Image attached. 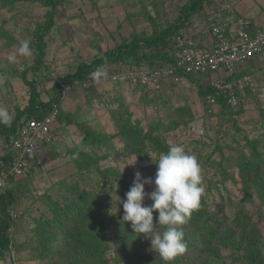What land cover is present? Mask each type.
Segmentation results:
<instances>
[{
	"label": "trees",
	"instance_id": "16d2710c",
	"mask_svg": "<svg viewBox=\"0 0 264 264\" xmlns=\"http://www.w3.org/2000/svg\"><path fill=\"white\" fill-rule=\"evenodd\" d=\"M24 1L26 0H0V9L11 12L18 3ZM212 2L213 0H189L183 7L180 18L175 23L169 24L165 29H160V23L157 22L161 13L157 10L158 3L155 5L158 16H154L151 11H146V18L151 22L152 32L148 33L146 29L136 30L137 33H130L128 37H124L122 42L114 49L104 53L100 51L91 62H82L75 72L57 78L55 85L52 87L51 97L44 100L37 91L36 83L28 80L27 75L31 71L38 74L40 67L43 66L48 52L49 41L47 39H51L49 36L56 24L57 8L64 4V0L42 1V6L48 8V11L32 36V43L36 46L34 65L22 72L14 64L6 62L4 65V63H1L4 61H0L1 77L8 75L9 81H11L15 76L23 75L24 82L30 87L28 104L22 107L18 106L14 117L7 124H0V135L10 140L18 135L21 125L34 119H44L54 110L55 106H58L59 114L55 128L52 131L54 138L42 140L36 154H34L39 159L40 165H48L59 156L58 154L63 145H61L62 143L58 144L57 139L64 137L68 144L65 143L66 145L63 147L64 150L66 149V153L81 157L80 160H75L78 174L89 171L90 176L98 175L95 178L96 180L98 178L102 179L96 181V186L93 189L85 188L77 182L69 183L68 180L63 179L64 181L52 184L43 194L35 195L29 204L22 202L24 197H29L28 194L26 192L19 193L15 186L1 190L0 260L6 263L9 259H12L13 263L16 264L15 255L16 253L19 254L24 248L26 260L28 262H38L39 264H164L159 256L151 251L150 241L133 232L130 222L124 224V222H121L122 217L109 215L106 203L112 199V196L106 194L105 191L108 188L114 189V181L107 179L105 172L98 169L97 161L93 159L91 154L87 153L86 147L91 150L101 149L102 147L113 150L112 139L117 137L124 140L125 151L133 152L139 159L151 153L156 155L166 153L170 145L167 144L164 134L175 131L183 125L186 126L194 119L187 102L182 99L180 101L183 102L182 105L172 104L170 98L165 99L162 95V91L166 88L150 90L140 85L132 86L134 90L142 89L155 95V98L151 100L148 97L149 94H146L143 98L149 105L162 104L166 107L167 117L169 118L168 124L164 126L161 121H154L153 119V122L145 126L141 120L133 118L132 112L126 107L125 100L122 96H118L115 101L117 100L120 103L122 110L126 109L127 111H125V115L114 117L119 128L118 134L106 136L93 131L82 120L84 109L81 105H77L74 113H68L64 110L66 96L63 90L66 86H69L71 93L75 96L74 101L80 100L81 95L77 90L81 88L76 86L75 83H83L93 78V84L90 88L82 89L90 91L93 96H99L101 93L97 90L98 83L101 84L107 81H103V77L97 80L92 76V73L97 69L108 75L119 71L122 67L139 68L148 66L150 68H162L175 65L178 38L183 37L185 40L191 39L195 42V35L190 31V28L197 24L196 22L199 20L197 14L202 13L201 17L207 18L208 14L205 6ZM132 17L130 13L127 15L128 20H132ZM76 18L74 16L70 20ZM207 27L211 36L209 24ZM15 40L12 34L9 35L6 46L12 47L19 44ZM252 67H255V59L251 60L246 67L225 77L226 83H237L238 85L235 90V96L238 98L236 105L229 103L230 95L228 96V92L217 91L212 86L213 73H195L186 76L182 74V76L184 82L197 86L201 100L206 103L205 112L208 115L214 116L219 111L214 113L217 108L214 109L208 105V97L213 95L219 109H221L219 114L228 115L230 122L237 128L244 111H246L247 104L243 101L248 100L251 102L253 98L258 97L260 94L258 84L254 78L255 70ZM247 75L252 76L253 83L256 86L255 91L251 84H243L241 87L242 80ZM7 96H10L8 91L5 97ZM7 110L11 115L12 111ZM261 115L263 116L262 126L264 128V111L261 112ZM234 116H237V118ZM70 127H74L78 134L83 136L77 144H73L74 137ZM244 140V147L239 151L236 160L243 185L242 192L245 194L244 201L235 206L236 212L234 217L231 218L227 213L230 199H227L225 193L220 192L222 189H219L217 185L203 179L204 187L205 184L207 186L201 199V206L193 212L190 221L182 226L187 251L178 256L172 264H227L225 251L231 252L233 262L264 264V226H261L259 220L255 219L254 213L247 209L249 202L257 205L256 200H259L261 204L257 209L260 220L264 222L262 213V206H264V151H262L264 140L261 141L260 138L251 139L248 136H245ZM219 150L222 156L219 168L223 175L221 182L223 184L230 181L235 182L234 174L227 173V170L230 169L229 166L225 165L227 157H225L222 149ZM9 158L11 159L10 154L6 157H0V159L6 161H9ZM107 158H109V154L103 157V159ZM205 167L206 165H204ZM34 176L35 171L32 169L29 174L22 178L11 179L10 185L18 183L21 179L32 180ZM117 179L123 197L126 199L125 194L129 191L127 184L120 177H117ZM103 182L106 187L102 185ZM58 187L61 188V191L60 195L56 197L49 190ZM218 197H221V201ZM229 197L231 198V195ZM39 201L46 206L50 215L44 219L29 217L35 225L30 231L35 240L29 242L25 235L14 237L13 231L17 224L27 217L35 203ZM144 206H151V204L144 203ZM12 211L19 214L15 220L11 218ZM157 217L158 212H154V224ZM161 231H163V228H161ZM29 244L33 245L30 249L27 247ZM20 261L25 260L20 257Z\"/></svg>",
	"mask_w": 264,
	"mask_h": 264
},
{
	"label": "rangeland",
	"instance_id": "374dc122",
	"mask_svg": "<svg viewBox=\"0 0 264 264\" xmlns=\"http://www.w3.org/2000/svg\"><path fill=\"white\" fill-rule=\"evenodd\" d=\"M42 1L26 0L18 3L11 12L0 9V61H4L1 62L4 65L9 62L8 57L12 55L16 59L11 63L22 72L34 65L36 46L32 43V36L48 11V8L42 6ZM188 2L189 0H64V4L57 8L56 24L49 36L51 39H47L49 41L48 52L43 66L40 67L38 74H34V71L28 72V80L35 82L40 97L48 100L51 97L52 87L55 85L57 78L75 72L82 62H91L100 51L104 53L114 49L122 42L124 37H128L130 33H137L136 30L146 29L148 33L152 32L151 22L146 18V11H151L154 16H158V12L161 11L160 20L157 19V22L161 24H159L160 29H165L169 24L175 23L180 18L182 9ZM231 2L233 3L232 0ZM158 3L157 12L155 5ZM129 13L133 16L132 20L127 19ZM74 16L77 18L70 20ZM201 16L202 13L197 14L199 20L196 23L198 25H194L190 31L195 35V44L198 47L207 48L208 46L205 43L203 45L200 43V37L197 35L203 33V29L208 25L207 18ZM128 18L130 19V17ZM11 34L19 44L7 47L8 36ZM25 40L29 41L32 49L30 56L19 53V45ZM252 69L255 70L254 78L258 84L260 94L249 102L237 128L230 122L228 115L219 114L221 109L217 108L214 113L219 110L218 114L214 116L205 112L206 103L201 100L197 86L184 82V84L178 86L166 87L162 91L164 98H170L171 103L176 106L182 105L183 102L180 101L183 99L194 115L193 121L186 126L183 125L175 131L164 134L167 144L170 147L181 145L186 152L197 157L202 168L203 179L217 185L219 189H222L220 192L225 193L227 199H230L227 213L231 218L234 217L236 212L235 206L245 199V194L242 192V180L236 164L239 151L242 150L245 144L244 137L264 140L263 116L261 115V112L264 111V54L255 58V67H252ZM23 78V75H17L9 81L8 75L5 77L0 76V90L2 91H0V97H5L7 91L10 95L5 97L6 102L2 97L0 106L12 111L11 118L14 117L18 106H25L29 101L30 87L26 85ZM80 88L77 92L81 95V99L74 101L75 96L72 93L66 95L64 110L68 113H74L77 105H81L84 109L82 120L93 131L100 132L102 135L113 136L119 132L114 117L125 115L127 110H122L120 103L117 100L115 101L118 96H122L125 100L126 107L132 112L133 118L141 120L145 126L153 122V119L154 121H161L164 126L168 124L169 118L167 117L166 107L162 104L149 105L143 98L149 93L142 89L134 90L129 83L123 85L112 82L98 83L97 90L101 93L99 96H93L90 91ZM148 97L151 100L155 98V95L150 93ZM70 129L74 137L73 144L79 143L83 136L79 135L74 127H70ZM11 141L12 139H10V144ZM57 142L58 144L62 143L63 147L67 144L64 137L58 138ZM124 143L122 138L115 137L112 139L113 150L105 147L91 150L86 147L87 153L91 154L93 159L97 161L98 169L105 172L107 179L114 181L113 187L115 188L118 185L115 189L116 193L111 188L105 191L106 194L112 196V199L106 203L107 211L110 216L114 215L115 217H123V205L122 203L117 204L119 198L121 201L125 200L117 177H120L127 184V189L130 190L136 172H140L144 179L152 178L154 180L157 171V166L153 161L158 158V155L151 153L139 159L133 152L125 151ZM63 147H61L59 156L51 162L54 163H48L50 172H45L41 176L37 175L32 180L25 181L23 187L25 190L21 188L29 197H24L22 201L24 204H29L35 195L43 194L54 183L68 180L69 183L77 182L85 188L93 189L96 186V181L102 179L98 178L96 180L95 178L98 175L90 176L89 171L78 174L75 160H80L81 157L67 154L66 149L64 150ZM219 149H222L225 157H227L225 165L230 167L227 173L234 174L235 182L230 181L224 184L221 182L223 175L219 168L222 156ZM262 151H264V148H262ZM108 154L109 158L103 159ZM204 165H206L205 168ZM102 185L104 186L105 183L103 182ZM206 186L207 184H205ZM49 191L58 197L61 188L58 187ZM152 191H154V185H145L146 194H150ZM218 199L221 201V197H218ZM143 203L152 204L153 202L146 197ZM256 203L257 205H253L249 202L247 209L252 211L255 219L259 220L261 226H264L257 209L261 203H259V200H256ZM116 205L119 208L118 213ZM111 208L113 215L110 214ZM31 210L13 231L14 237L25 235L29 242L35 240L30 232L35 225L29 217L44 219L50 215L41 201L35 203ZM262 213L264 215V206H262ZM32 246L29 244L27 247L30 249ZM27 247L25 248L27 249ZM27 251L29 250L27 249ZM225 253L227 264H248L233 262L231 252L225 251ZM25 255L24 248L19 254L16 253L17 264H39L38 262H28ZM20 257L25 261H20Z\"/></svg>",
	"mask_w": 264,
	"mask_h": 264
},
{
	"label": "built area",
	"instance_id": "2783aa9c",
	"mask_svg": "<svg viewBox=\"0 0 264 264\" xmlns=\"http://www.w3.org/2000/svg\"><path fill=\"white\" fill-rule=\"evenodd\" d=\"M205 8L211 29L210 46L198 47L193 40L179 37L175 65L162 68L119 67V71L106 75L102 78L103 81L117 84L129 83L132 86L140 85L150 90H162L169 86L183 84L182 74L186 76L195 73H213L212 86L217 91L228 92L229 103L236 105L238 98L235 96V90L238 85L226 83L225 77L246 67L251 60L264 54V26H256L251 20L239 15L231 0H213ZM92 84L93 78L83 83H75L79 88L85 89L90 88ZM243 84H251L254 91L256 90L250 75L243 78L241 87ZM63 92L65 96L69 95L71 88L66 86ZM243 102L248 106V100ZM208 105L219 109L213 95L208 97ZM58 114V106H55L44 119H34L21 125L18 135L12 138L8 150L11 159L9 158V161L0 159V189L9 187L11 179L22 178L32 171L33 164L30 157L36 154L42 140L54 138L52 131ZM234 117L237 118V116ZM18 216L17 212H11L13 220Z\"/></svg>",
	"mask_w": 264,
	"mask_h": 264
},
{
	"label": "clouds",
	"instance_id": "9594fccd",
	"mask_svg": "<svg viewBox=\"0 0 264 264\" xmlns=\"http://www.w3.org/2000/svg\"><path fill=\"white\" fill-rule=\"evenodd\" d=\"M19 53L25 56L32 54L29 41L20 43ZM8 59L11 63L16 57L12 55ZM106 75L100 69L92 73L97 80ZM10 120L8 110L0 106V124H7ZM153 162L157 166L154 180L144 179L140 172H136L133 185L125 194L126 199L121 201L119 198L117 205H123L124 215L121 222H130L135 234L138 233L150 241L151 251L158 255L164 264H172L178 256L187 251L182 226L190 221L193 212L201 206L205 192L202 168L197 157L186 152L181 145L171 146L166 153H160ZM145 185H154V191L146 194ZM117 187L118 185L113 189L114 192ZM146 197L153 202L151 206H144ZM154 212H158L155 224Z\"/></svg>",
	"mask_w": 264,
	"mask_h": 264
},
{
	"label": "crops",
	"instance_id": "0c3cea01",
	"mask_svg": "<svg viewBox=\"0 0 264 264\" xmlns=\"http://www.w3.org/2000/svg\"><path fill=\"white\" fill-rule=\"evenodd\" d=\"M232 1L239 15L251 20L256 26H260V27L264 26V0H232ZM197 25L198 23L196 24V26ZM207 26L208 25H206V27L203 29L204 32L202 31L204 34L199 33L198 31L199 34L197 35H199L200 43L202 45L203 43H205L207 46H210L212 43V37L211 36L209 37ZM206 41H208V43H206ZM2 97H3V100L5 101L4 96ZM2 97H0V101L2 100ZM9 148H10V140H8L7 137L5 136L0 135V157L1 156L6 157L8 155ZM30 161L33 164L35 176L37 175L41 176L43 173L45 174V172H50V168L48 167L49 165H45V166L40 165L39 159L37 158L36 155H32L30 157ZM25 181L26 179H23V180L21 179L18 183H15L14 185L11 184L7 188L15 186L16 190H18L19 193H24L25 191H23L22 188L24 187V184L26 183ZM23 189L25 190V188ZM0 264H15V263H13L12 259H9L6 263L0 260Z\"/></svg>",
	"mask_w": 264,
	"mask_h": 264
}]
</instances>
